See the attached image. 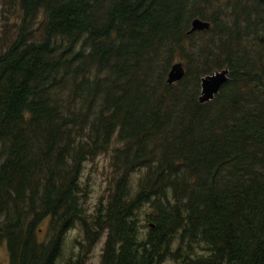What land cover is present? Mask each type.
Masks as SVG:
<instances>
[{"label": "trees", "instance_id": "1", "mask_svg": "<svg viewBox=\"0 0 264 264\" xmlns=\"http://www.w3.org/2000/svg\"><path fill=\"white\" fill-rule=\"evenodd\" d=\"M12 5L7 264H55L74 226L88 245L104 236L100 264H264V0H0ZM194 18L208 30L187 34ZM175 62L184 77L167 85ZM223 68L227 82L198 104L199 78ZM103 153L107 195L89 221L79 174Z\"/></svg>", "mask_w": 264, "mask_h": 264}, {"label": "rangeland", "instance_id": "2", "mask_svg": "<svg viewBox=\"0 0 264 264\" xmlns=\"http://www.w3.org/2000/svg\"><path fill=\"white\" fill-rule=\"evenodd\" d=\"M0 7V38H5L4 42H0V52L4 49V43L10 40V34L14 31L13 24L17 23L16 10L12 5L10 9ZM110 156L109 153L99 154L92 160L82 164L79 174V184L83 190L82 207L87 214L88 220L91 221L95 217L100 203H104L107 195V187L110 176ZM141 218V216H140ZM145 223L141 222L142 234L146 231ZM46 224L40 226L38 239L42 240L45 236ZM103 237H99L93 244L84 242L83 229L74 226L69 229L63 239L60 257L55 264H63L66 260H74L78 257L79 264H100V253L103 245ZM7 252L5 246L0 244V264H7ZM164 264H171L165 262Z\"/></svg>", "mask_w": 264, "mask_h": 264}, {"label": "water", "instance_id": "3", "mask_svg": "<svg viewBox=\"0 0 264 264\" xmlns=\"http://www.w3.org/2000/svg\"><path fill=\"white\" fill-rule=\"evenodd\" d=\"M209 23L199 20L198 18H194L189 22V29L187 34H191L194 32H201L208 30ZM184 69L183 65L180 62L173 63L165 76V83L167 85H173L178 83L184 77ZM228 70L226 68L215 70L210 74L204 75L199 78V91L197 96L198 104H205L211 100L218 94L221 87L228 80Z\"/></svg>", "mask_w": 264, "mask_h": 264}]
</instances>
